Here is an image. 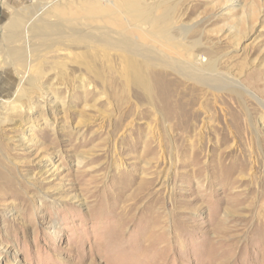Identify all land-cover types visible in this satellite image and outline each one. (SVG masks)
Masks as SVG:
<instances>
[{
  "label": "rangeland",
  "instance_id": "rangeland-1",
  "mask_svg": "<svg viewBox=\"0 0 264 264\" xmlns=\"http://www.w3.org/2000/svg\"><path fill=\"white\" fill-rule=\"evenodd\" d=\"M132 2L0 0V264H264V0Z\"/></svg>",
  "mask_w": 264,
  "mask_h": 264
},
{
  "label": "bare ground",
  "instance_id": "bare-ground-1",
  "mask_svg": "<svg viewBox=\"0 0 264 264\" xmlns=\"http://www.w3.org/2000/svg\"><path fill=\"white\" fill-rule=\"evenodd\" d=\"M135 0L134 2H132V6H133V12L132 14H130V17L132 20L134 19H139V20H144L145 19V22L146 20H148L151 24H154L155 21L154 20H151V18L148 19L147 17V14L145 13L146 11H143L141 5L139 3H135ZM131 12V11H130ZM143 22V23H145ZM152 26V25H151ZM59 28V27H58ZM57 29V28H56ZM85 47V46H84ZM103 48V47H102ZM105 51V50H104ZM102 52L100 49L98 48H93L91 47V49L89 50V52L87 51H84L83 54L86 55V61L83 62V63H79L81 66H84L85 67H88L90 68L92 65H101L103 63V60H102ZM109 52V51H108ZM108 57V56H107ZM85 58V57H84ZM109 58V57H108ZM107 59V58H106ZM133 59V60H131ZM84 60V59H83ZM125 62H128V63H134L137 65V67H141L140 65H142V67H144L143 69V72L145 69H149L151 66H152V63L150 61H148L147 59L146 60H138L137 58H133L131 56H127L125 58ZM137 67H136V70H137ZM209 72L207 73H210V72H213L215 71V64H211V66H209L208 68ZM138 71V70H137ZM197 72V71H196ZM135 75V74H134ZM195 75V74H194ZM139 74L135 75V78L138 79V81H144L143 82V87H144V93L146 94H150L151 93V89H150V82H149V79H144V77L142 78H139ZM152 94V93H151Z\"/></svg>",
  "mask_w": 264,
  "mask_h": 264
}]
</instances>
